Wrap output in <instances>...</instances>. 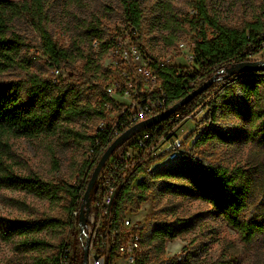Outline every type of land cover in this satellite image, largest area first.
<instances>
[{
    "label": "rangeland",
    "instance_id": "1",
    "mask_svg": "<svg viewBox=\"0 0 264 264\" xmlns=\"http://www.w3.org/2000/svg\"><path fill=\"white\" fill-rule=\"evenodd\" d=\"M10 1L18 6L20 13L10 24L8 36L23 45L14 56L13 66L1 75L0 84L17 85L26 99L36 86H40L36 81H41L46 91L42 100L56 98L61 95L63 86L83 84L81 75L85 71L86 59L95 60L100 66V77L94 80V88L81 95L71 94L66 98L67 105L77 104L80 105L79 109L83 105L94 107L100 100L105 85L117 76V65H114L111 58L112 44L120 35L127 40L130 38L131 30L124 24L120 0ZM139 2L143 10V28L139 43L142 50L148 57L169 61L168 64L185 70L188 74L196 73L199 66L195 61L187 62L184 56L176 55L180 44H185V52H191L194 43L188 23L196 15L191 1ZM262 4L264 5V0H209L208 9L210 15L217 18L220 24L242 28L256 17ZM90 24H100V28L104 29L102 40L110 43V49L103 57L99 55L101 49L98 43L93 45L98 42L97 39L89 37ZM44 28L60 48L74 53L82 52L84 56L78 55L74 66L68 65L56 72L57 69L50 66L49 59L43 53V40L39 30ZM169 38L176 39L172 46L168 45ZM252 61H264V51ZM225 76L220 77L209 92L214 96L209 107L214 102V106H219V98L228 89L234 91L232 94L237 97L244 94L239 78L229 80ZM204 82L200 79L197 86ZM206 97L207 95L203 100ZM243 98L241 107L248 112L264 110V84L260 86L258 97ZM204 106L202 105L200 113L197 114L200 117L196 116L201 121L198 123L193 120L194 122L187 125L186 156L207 165L242 168L247 173L249 194L247 208L242 213L241 220H264V141L256 139L248 121L238 119L233 112L219 111L217 120L211 124L205 115L208 107L204 110ZM66 117L60 120L51 135L10 141L12 150L8 163L17 174H34L55 183L73 184L80 178L90 151L89 142L84 136L94 134L97 118L89 115L70 120V117ZM209 129L216 134L206 142L197 143L201 134L205 130L209 132ZM221 131L227 139L226 143L217 136ZM55 160L59 165L57 171ZM166 166L158 165L152 172ZM145 178L146 176L137 178L133 188ZM168 187L164 181H157L149 191L148 200L140 204L139 210L134 212L133 207L128 206L123 217L133 222L142 234L141 260L144 264H184L185 259H188L189 264H264V230L258 232L252 240H246L222 217L214 214L212 207ZM61 197L57 201L37 199L25 192L3 189L0 190V215L30 217L49 214L66 221V200L63 195ZM73 222L72 228H61L53 235L52 242L57 247L52 254L59 251L61 242H66L71 246V256L75 264H81L80 256H83V251L79 225L75 219ZM176 222L180 227H186L180 237L166 239L162 248L159 242L150 241L156 227ZM48 255L16 254L11 245L0 242V264H34L36 257Z\"/></svg>",
    "mask_w": 264,
    "mask_h": 264
},
{
    "label": "trees",
    "instance_id": "2",
    "mask_svg": "<svg viewBox=\"0 0 264 264\" xmlns=\"http://www.w3.org/2000/svg\"><path fill=\"white\" fill-rule=\"evenodd\" d=\"M195 14L190 20L189 30L192 31L194 41L195 63L199 66L196 73L188 74L185 70L176 68L168 63L158 60L154 56L149 57L156 73L159 75L163 88L167 95L168 109L184 99L198 86V81H207L216 74L224 77L227 70L233 65L252 61L264 51V5L259 6L256 17L242 28H231L220 24L218 19L211 16L208 9L209 0H190ZM124 24L131 32H139V38L135 41L139 44L143 28V10L139 0H120ZM16 4L10 0H0V77L11 68L15 62L14 56L23 45L19 41L11 40L8 36L10 24L19 15ZM41 13V11H40ZM89 37L97 39L103 57L110 49V43L104 42L103 30L100 24H90ZM43 28V27H42ZM43 40V53L49 59L53 69H62L68 65L74 66L78 55L71 50L63 49L52 39L49 31L44 28L39 30ZM169 46L176 39L169 38ZM94 45V44H93ZM99 48V47H98ZM99 59V58H98ZM86 59L85 71L81 75V85H65L62 93L56 98L42 100L46 94L43 83L36 86L30 95L24 99L17 85L0 84V190H14L31 194L37 199L60 200L61 195L66 200V221L50 216L49 214L32 215L30 217H14L0 215V242L11 245L16 254H45L47 257L38 256L34 264H59L60 256L65 250H70L66 242H61L59 251L52 242L56 231L64 227H73V213L80 209L87 183L82 182L85 169L89 168L91 161H86L83 171L76 184L55 183L45 180L38 175L21 176L15 172L8 163L12 150L10 141L22 138H35L44 134L51 135L59 125L63 117L75 119L77 117L103 116L102 111L95 107L83 105H67V97L71 94L81 95L94 88V80L99 79L100 66L95 60ZM93 70V71H92ZM223 73H220V72ZM264 71L244 72L234 75L229 80L239 78L242 86V96H234V91L228 89L219 98V106H208L206 119L213 124L218 118V112H233L238 119H246L252 127V134L256 139L264 141V110L248 112L243 109L244 98L258 97L260 86L264 84ZM212 85L203 94L197 96L190 103L167 118L166 126L170 123L177 124L189 115L200 104L203 98L213 89ZM102 98L109 100L105 92ZM216 101V100H215ZM179 115L178 118L176 116ZM65 118V119H66ZM166 128L161 130L157 137L162 136ZM216 132L211 129L204 131L197 143L206 142ZM225 143L227 139L221 131L217 134ZM89 142L90 149L95 148L97 136H84ZM102 148H98L97 158L91 164L94 167L104 154ZM55 171L58 170V161ZM143 164L137 167V173L128 184L120 185V191L116 196L113 211V228L119 230L127 207L132 206V211L137 212L140 204L149 198V191L157 181H164L168 188L190 199L200 201L212 207L213 213L222 217L228 225L246 240H252L255 235L264 230V220L245 222L241 220L242 213L247 208L249 184L247 173L242 168H228L224 166H212L185 156L182 162L167 165L162 170H156L146 175V178L133 188V182L138 174L146 170ZM172 180V182H168ZM177 183V184H175ZM98 184L91 194L95 200L101 193ZM73 218V219H72ZM186 227L178 222L161 224L153 230L151 242H159L161 248L166 239L174 240L182 235ZM51 253V254H50ZM82 256H80L82 264ZM184 264H189L185 259Z\"/></svg>",
    "mask_w": 264,
    "mask_h": 264
},
{
    "label": "built area",
    "instance_id": "3",
    "mask_svg": "<svg viewBox=\"0 0 264 264\" xmlns=\"http://www.w3.org/2000/svg\"><path fill=\"white\" fill-rule=\"evenodd\" d=\"M139 36V32H130L127 40L120 35L111 46V58L114 65H117V76L104 87L109 100L100 97L94 105L102 111L103 116L97 118L94 131L97 136L95 148L90 149L88 154L91 164L98 156V148L106 151L132 127L168 110L162 81L147 53L135 41ZM96 45L97 42L94 43ZM194 48L193 43L191 52H185V44H180L176 55L184 56L187 62H194ZM213 99L214 96L208 93L206 99L177 124L170 123L166 126L165 121L155 124L136 133L113 151L97 179L96 184L100 187L101 194L91 201L86 226L82 230L79 227L82 251L89 240L88 264H144L141 260L143 237L133 222L123 219L119 230L113 228V211L120 185L128 184L132 180L139 164H143L146 171L138 174L135 180L146 176L158 165L182 162L187 153V125L193 120L199 123L201 120L197 114L200 113L202 105H205L203 109L206 110ZM178 117L179 115L176 116ZM165 127L166 131L157 137ZM91 164L82 177L83 183L88 184L93 173ZM73 217L78 219L79 210L73 213ZM59 264H75L71 249L61 254Z\"/></svg>",
    "mask_w": 264,
    "mask_h": 264
},
{
    "label": "water",
    "instance_id": "4",
    "mask_svg": "<svg viewBox=\"0 0 264 264\" xmlns=\"http://www.w3.org/2000/svg\"><path fill=\"white\" fill-rule=\"evenodd\" d=\"M257 71H264V61H249L244 63H239L236 65H233L230 69L227 70V75L225 78H230L234 75L244 73V72H257ZM220 73H223L222 71ZM219 73L214 75L209 80L205 81L203 84L198 86L193 92L188 94L184 99H182L180 102L166 110L164 113L155 116L151 119H148L140 124H137L136 126L132 127L128 131H126L122 136H120L118 139H116L104 152L102 157L100 158L99 162L97 163L96 167L93 170V173L90 177V180L88 181L86 190L83 195V202L79 209V217H78V225L81 228V230L86 226L88 215L91 211V201L92 197L91 194L94 190V187L97 183L98 176L105 165V163L108 161L110 156L112 155L113 151L122 145L124 142L129 140L131 137H133L136 133H139L146 128H149L155 124L161 123L165 121L167 118H169L171 115L177 113L180 108L190 103L193 99H195L197 96L203 94L205 91H207L212 85H214L220 78ZM88 251H89V240L84 245L83 248V258H82V264H88Z\"/></svg>",
    "mask_w": 264,
    "mask_h": 264
}]
</instances>
